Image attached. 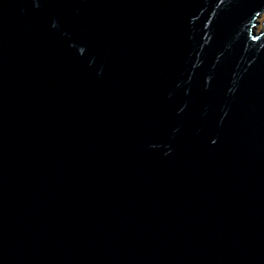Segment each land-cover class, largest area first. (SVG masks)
Returning <instances> with one entry per match:
<instances>
[{
  "label": "water",
  "instance_id": "1",
  "mask_svg": "<svg viewBox=\"0 0 264 264\" xmlns=\"http://www.w3.org/2000/svg\"><path fill=\"white\" fill-rule=\"evenodd\" d=\"M264 0H0V264H264Z\"/></svg>",
  "mask_w": 264,
  "mask_h": 264
},
{
  "label": "rangeland",
  "instance_id": "2",
  "mask_svg": "<svg viewBox=\"0 0 264 264\" xmlns=\"http://www.w3.org/2000/svg\"><path fill=\"white\" fill-rule=\"evenodd\" d=\"M256 19L259 22L258 25H257V30H259L260 29V25H261V21H262V19H264V11L262 13H260L259 16Z\"/></svg>",
  "mask_w": 264,
  "mask_h": 264
}]
</instances>
